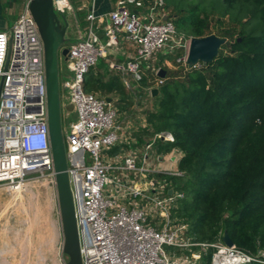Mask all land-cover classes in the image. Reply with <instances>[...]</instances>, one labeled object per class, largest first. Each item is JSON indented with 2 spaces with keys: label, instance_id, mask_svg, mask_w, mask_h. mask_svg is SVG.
I'll return each instance as SVG.
<instances>
[{
  "label": "built area",
  "instance_id": "built-area-1",
  "mask_svg": "<svg viewBox=\"0 0 264 264\" xmlns=\"http://www.w3.org/2000/svg\"><path fill=\"white\" fill-rule=\"evenodd\" d=\"M53 2L57 14L75 11L69 0ZM144 3L118 0L112 11L99 16L92 9L78 41L62 48L68 54L63 56L67 75L60 81V96L64 91L68 117L77 115L64 141L83 264H201V251L207 249H214L212 264H264L263 249L253 254L236 245L228 247L223 240L194 242L188 225L173 218L185 193L171 187L167 177L183 176L178 168L182 152L175 149L164 155L156 149L159 140L174 143L173 134L162 132L142 147L105 155L119 144L123 126L116 102L86 89V77L100 60L124 44L133 47L131 56L113 63V68L127 89H132L129 79L140 88L147 78L150 85L143 91L151 97L166 80L159 76L164 66L189 69L192 38L178 32L164 0ZM161 57H166L164 62ZM62 108L61 103L63 119ZM167 161L169 169L163 165ZM47 183L57 187L45 46L28 2L14 25L0 32V190L17 194ZM66 263L67 259L62 264Z\"/></svg>",
  "mask_w": 264,
  "mask_h": 264
},
{
  "label": "trees",
  "instance_id": "trees-1",
  "mask_svg": "<svg viewBox=\"0 0 264 264\" xmlns=\"http://www.w3.org/2000/svg\"><path fill=\"white\" fill-rule=\"evenodd\" d=\"M166 3L178 32L189 38L212 35L214 16L221 27L229 23L222 35L228 43L213 63L181 75L169 74L163 65L168 75L155 97L156 109L148 113L146 133L175 137L174 143L159 140L157 152H182L183 176L167 177L185 193L173 218L188 225L194 242L213 244L228 233L238 248L256 254L264 248V0ZM93 69L87 91L124 93L119 77L100 81L105 77ZM142 84L150 85L147 78ZM128 105L121 104L120 111ZM213 253L202 250L201 264H212Z\"/></svg>",
  "mask_w": 264,
  "mask_h": 264
},
{
  "label": "rangeland",
  "instance_id": "rangeland-1",
  "mask_svg": "<svg viewBox=\"0 0 264 264\" xmlns=\"http://www.w3.org/2000/svg\"><path fill=\"white\" fill-rule=\"evenodd\" d=\"M69 1L74 7V5L76 4L75 2H77L78 0H69ZM76 9L77 7H74V10ZM166 10L169 11L167 7ZM15 11H16V15H15L16 17L17 14L19 15L22 12V9L20 6H17ZM58 15L61 19H63V17H66L70 23V28L68 29L66 35L67 42L64 44V46L68 47L71 45V42H69V40L78 39L79 37L78 26L82 23L85 28L88 25V23L85 19V15L84 12H82V10L80 11L76 10V15H78V17L76 18H73L71 14H68V12L67 13L58 12ZM77 18H78V23H77ZM216 18H217L216 16L212 18L210 32L214 35L224 38L222 35L224 31L228 29L229 23L226 20L225 25L221 27L216 23L217 20ZM59 60H60L59 66L61 67L60 81L63 82V78L65 77V75H67V72H66V62L61 52L59 55ZM98 65H99L98 67H95L93 69L94 72L97 73L96 75H98L99 73H103L102 69L104 68L105 62H103V60H100ZM200 67L201 65H199L197 68ZM167 69L169 71V74L173 73V75H181L187 71L185 67L175 64L168 67ZM108 76L109 77L107 79L101 78L100 81H103L102 79L108 80L114 77V75H112L111 73H109ZM96 92L98 96L101 97L108 96L110 98L115 97L116 99H118L116 102L117 105L116 107L120 114H123L125 112H127L128 115L132 113H136L140 118H142L147 114L146 112L148 110L153 111L156 109L157 106L155 97L149 96L148 94L145 93V91H143L145 93V96L143 97V95H141V97H139V99L137 100H135V98L133 97L131 98L130 94L127 93L126 89L124 90V93L109 94L100 91H96ZM61 95H62L61 103L63 107L62 127L64 129V139H65L66 131L69 129V125L71 122L77 120V115L72 114L70 117H68L67 111L70 110V108L67 109L64 108L66 107L64 106V104H67L65 92L61 91ZM123 95L127 96L126 102H129V105L127 106L128 107L127 111L122 112L120 111L121 109L120 105L121 104L126 105V102L122 101ZM131 117H135V116H131ZM105 155L111 156L114 155V152L113 150H111V152H107L105 153ZM180 157H182L181 154L180 155L178 154V159H180ZM170 165L171 162L167 161L164 164V167L169 169ZM36 185H30L27 187V189L30 190V192H23L17 195L6 192L4 190H0V256L1 259L3 260L2 261L3 264H24L22 263L24 258H26V264L27 263L29 264H35V263L62 264L63 263L62 259L64 255L62 251V246H63L64 238H63L62 225L60 219L57 187L53 185L51 186L48 183L45 185L44 184H36ZM39 194L40 196L41 195L42 196L40 197ZM16 198L19 199L18 202L15 201ZM30 201H32V203ZM188 231H189V227H188ZM165 249L168 252L169 251L172 252L171 248L169 247H165ZM262 249L264 250V248H261L259 250ZM24 250L26 252H24ZM186 253L190 254V252L187 251L185 252V254ZM64 257L65 259H67L66 256ZM5 259L8 260V262Z\"/></svg>",
  "mask_w": 264,
  "mask_h": 264
},
{
  "label": "water",
  "instance_id": "water-1",
  "mask_svg": "<svg viewBox=\"0 0 264 264\" xmlns=\"http://www.w3.org/2000/svg\"><path fill=\"white\" fill-rule=\"evenodd\" d=\"M29 10L38 25L45 46L48 122L64 238L62 251L67 257L66 264H83L75 204L68 173L60 96L59 55L60 52L64 57L68 54V49L62 48L67 42L66 35L70 24L66 17L63 19L59 17L55 11L53 0H29ZM227 43L226 38L214 34L203 38H192L187 59L189 69L213 63L219 57L221 48ZM159 76L166 78L167 71L161 70ZM159 92L158 88L153 89V97H157ZM110 100L108 99V101ZM169 194L172 195L173 190H170ZM223 242L228 247L235 245L228 233L224 234Z\"/></svg>",
  "mask_w": 264,
  "mask_h": 264
},
{
  "label": "crops",
  "instance_id": "crops-1",
  "mask_svg": "<svg viewBox=\"0 0 264 264\" xmlns=\"http://www.w3.org/2000/svg\"><path fill=\"white\" fill-rule=\"evenodd\" d=\"M118 0H78L75 2L76 4L74 7H77V11L82 10L85 15V19L87 14L90 13V11L93 9L96 15H104L112 11L117 4ZM29 0H0V32L8 31L16 22V20L23 14V11L27 5ZM144 2V1H143ZM150 0L145 2V5H148ZM20 6L22 9V12L15 17L16 15V7ZM76 10L74 11L72 15L73 18L78 17L76 15ZM68 20V19H67ZM69 22V20H68ZM84 22V21H83ZM78 23V18H77ZM70 24V23H69ZM83 26V27H82ZM70 28V26H69ZM80 28H84V25L81 23L78 26V30ZM97 30L102 33L103 38L105 39L104 35V29L102 25H98ZM78 41V39H71L69 42L71 44ZM134 52L133 47H130L127 44H124L121 49L118 51H113L109 58H106L103 60L105 62L104 68L102 69L103 73H100L102 76L107 79L109 76V73H111L114 76H117L120 78L122 85L124 87V90L126 89L127 93L130 94L131 98H135V100L139 99L141 95L143 97L145 96V93L142 91L144 90L143 87H136L135 84H133L132 80L129 79V81L132 84V89H127L124 85V79L122 76L113 68V63L115 62H125L131 54ZM98 67V66H97ZM107 73V74H106ZM109 99H112L114 102H117L118 99L115 97H108ZM129 103V102H128ZM117 106V105H116ZM147 114L140 118L136 113H132L130 115L127 114V112L120 114L119 120L122 123L123 126V132L122 137L118 145H116L112 150H117V153L111 156L119 155L125 153L130 147L138 146L142 147L144 143H146L153 135H150L149 133H146L149 130V122H148V113H150V110L146 112ZM135 116V117H131ZM138 116V117H137ZM111 152V151H109ZM174 154H178V152H175ZM165 164V162H164ZM163 164V165H164ZM175 166V165H174ZM63 247V246H62ZM6 260V259H5ZM2 259L0 256V264L2 263ZM62 261H65V257L63 256ZM8 262V260H7Z\"/></svg>",
  "mask_w": 264,
  "mask_h": 264
},
{
  "label": "bare ground",
  "instance_id": "bare-ground-1",
  "mask_svg": "<svg viewBox=\"0 0 264 264\" xmlns=\"http://www.w3.org/2000/svg\"><path fill=\"white\" fill-rule=\"evenodd\" d=\"M36 186H37V185H36ZM51 186H52V185H51ZM32 187H33V186H32ZM45 190H46V189H45ZM38 191H39V190H38ZM52 191H53V190H52ZM23 192H30V190L25 189ZM23 192H21V193H23ZM45 192H46V191H45ZM21 193H17V194H21ZM34 193H35V192H34ZM46 193H47V192H46ZM17 194H15V195H17ZM41 194H42V193H41ZM52 194H53V193H52ZM39 196H40V194H39ZM41 196H42V195H41ZM41 196H40V197H41ZM52 196H53V195H52ZM46 197H47V195H46ZM46 199H47V198H46ZM46 199H45V200H46ZM18 200H19L18 198L15 199V201H17V202H18ZM49 200H50V198H49ZM27 201H28V200H27ZM37 201H38V200H37ZM30 202L32 203V201H30ZM35 203H36V202H35ZM40 206H42V205H40ZM6 207H7V206H6ZM44 209H45V208H44ZM46 211H47V210H46ZM49 212H50V211H49ZM40 213H41V212H40ZM42 214H43V213H42ZM46 218H47V217H46ZM36 219H37V218H36ZM28 220H29V219H28ZM40 220H41V219H40ZM42 221H43V220H42ZM42 221H41V222H42ZM30 223H31V222H30ZM30 223H29V224H30ZM32 224H33V223H32ZM37 224H38V223H37ZM43 224H44V223H43ZM45 224H46V223H45ZM40 226H41V225H40ZM54 228H55V226H54ZM19 230H20V229H19ZM28 231H29V230H28ZM57 232H58V231H57ZM27 233H28V232H27ZM27 233H26V234H27ZM48 233H49V232H48ZM26 234H24V235H26ZM18 236H19V234H18ZM25 237H26V236H25ZM26 238H27V237H26ZM26 238H25V239H26ZM25 239H24V240H25ZM51 239H52V237H51ZM49 243H50V241H49ZM4 244H5V243H4ZM19 245H20V244H19ZM47 245H48V244H47ZM21 246H22V245H21ZM49 246H50V245H49ZM8 247H9V246H8ZM52 247H53V246H52ZM5 249H6V248H5ZM5 249H4V250H5ZM20 249H21V248H20ZM7 250H8V249H7ZM26 250H27V249H26ZM24 252H26V251L24 250ZM24 256H25V255H24ZM224 258H225V260H228V261L230 260V258H229L228 256H226V255H224ZM31 259H32V258H31ZM45 259H46V258H45ZM27 260H28V259H27ZM6 261H7V260H6ZM28 261H29V260H28ZM28 261H27V262H28ZM32 262H33V261H32ZM34 262H35V261H34ZM22 263L26 264V258H24V260H23ZM27 264H29V263H27ZM35 264H36V263H35Z\"/></svg>",
  "mask_w": 264,
  "mask_h": 264
}]
</instances>
